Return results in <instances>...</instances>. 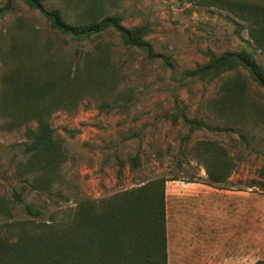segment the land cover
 Wrapping results in <instances>:
<instances>
[{
    "label": "rangeland",
    "instance_id": "374dc122",
    "mask_svg": "<svg viewBox=\"0 0 264 264\" xmlns=\"http://www.w3.org/2000/svg\"><path fill=\"white\" fill-rule=\"evenodd\" d=\"M4 4L0 0V7ZM66 5V0L47 2L48 8ZM118 12L127 27L151 26L147 39L155 56L125 46L112 28L76 42L54 31L39 10L19 0L14 11L0 19V84L11 65L7 63L15 39L12 32L22 24L38 36L45 58L73 65L101 53L102 47L111 71L101 85L83 94L76 109L52 116L55 135L62 139L68 158L50 191L30 189L19 174L20 162L28 158L25 129L6 130L7 117L0 112V199L13 206V216L0 214V224L30 218L13 201L16 190L43 211L37 221H47L84 199L102 200L166 177L171 264H195L194 255L201 248L206 264H256L264 259V189L258 184L264 166V87L244 70L211 82L184 75L206 62L208 51L256 49L247 29L237 32V22L243 21L216 6L190 0H122ZM167 59L173 66L165 64ZM257 60L264 70V51L257 50ZM237 73L246 78L249 98L259 108L256 121L248 130L241 129L248 141L228 130L210 109L223 79ZM183 116L206 126L191 132ZM202 140L224 145L237 162L227 184L207 188L214 193L210 216H203L199 199L191 196L198 187L189 184L207 181L205 167L193 150ZM137 156L140 165L134 167L132 159ZM250 183L256 186L248 187Z\"/></svg>",
    "mask_w": 264,
    "mask_h": 264
},
{
    "label": "trees",
    "instance_id": "16d2710c",
    "mask_svg": "<svg viewBox=\"0 0 264 264\" xmlns=\"http://www.w3.org/2000/svg\"><path fill=\"white\" fill-rule=\"evenodd\" d=\"M17 0H5L0 19L14 11ZM39 10L51 28L76 42L98 36L107 29L116 31L123 44L155 56L147 39L148 23L127 27L118 10L122 0H66V7H47L49 0H19ZM216 6L243 21L237 32L247 29L256 49L241 48L220 54L208 51V60L184 75L201 81H214L227 73L244 70L264 87V70L257 50L264 51V0H190ZM8 51L9 70L0 84V112L7 117L3 127L24 128L28 158L19 164V174L32 190L50 191L61 179V167L68 156L62 139L56 137L52 116L60 110L76 109L84 93L92 92L110 75L104 49L87 56L82 63L59 65L45 58L38 36L22 24ZM167 66L173 63L167 59ZM214 116L228 130H248L259 108L248 95L246 78L237 73L223 79L219 94L210 101ZM190 131L206 125L197 118L183 116ZM174 122H177L175 117ZM32 122L36 123L34 127ZM194 154L203 164L208 185L222 187L230 180L237 162L224 145L202 140ZM133 166L140 165L134 157ZM258 184L264 189V166ZM31 179V180H30ZM158 177L137 187L102 199H84L59 218L37 221L43 211L25 200L21 191L13 193L29 219L0 224V264H171L168 258L167 182ZM256 186L250 183L248 187ZM13 206L0 199V214L13 216ZM256 264H264V259Z\"/></svg>",
    "mask_w": 264,
    "mask_h": 264
},
{
    "label": "crops",
    "instance_id": "0c3cea01",
    "mask_svg": "<svg viewBox=\"0 0 264 264\" xmlns=\"http://www.w3.org/2000/svg\"><path fill=\"white\" fill-rule=\"evenodd\" d=\"M189 184L198 187L197 189L198 191L192 193L191 196H193L194 199H199L200 210L202 214L205 213L203 214V216H205L206 214L207 216H210L211 199L214 193H211V191H209L207 188L212 189L213 186L208 185L206 181H204L203 183L198 182V181H192ZM194 256L196 257L195 259H193L195 264H206V262L204 261V249L203 248H201L198 253H195ZM168 258H169V250H168ZM178 263L181 264L182 262L179 261Z\"/></svg>",
    "mask_w": 264,
    "mask_h": 264
}]
</instances>
